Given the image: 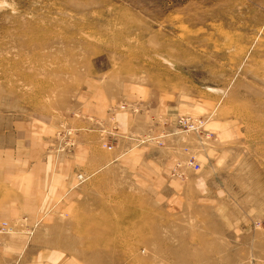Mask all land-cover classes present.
<instances>
[{
	"label": "rangeland",
	"instance_id": "obj_1",
	"mask_svg": "<svg viewBox=\"0 0 264 264\" xmlns=\"http://www.w3.org/2000/svg\"><path fill=\"white\" fill-rule=\"evenodd\" d=\"M0 264H264V0H0Z\"/></svg>",
	"mask_w": 264,
	"mask_h": 264
},
{
	"label": "crops",
	"instance_id": "obj_2",
	"mask_svg": "<svg viewBox=\"0 0 264 264\" xmlns=\"http://www.w3.org/2000/svg\"><path fill=\"white\" fill-rule=\"evenodd\" d=\"M121 117V120L123 121H120L118 118L115 120L114 117L113 120H115V123L117 124H110L109 116H107V114H105L103 118L99 116H94L95 121L92 119H90L89 121L83 120L82 122H79L77 126H123L125 129L124 131H127L128 133L142 132V134H153L158 129V126H163L159 122L160 116L157 114L156 110H149L135 117H128L127 115ZM100 119H102L104 122ZM100 121H102V123L99 124ZM163 127L168 129L173 128V126ZM185 146H187V151L185 153H190L191 147L186 143Z\"/></svg>",
	"mask_w": 264,
	"mask_h": 264
},
{
	"label": "built area",
	"instance_id": "obj_3",
	"mask_svg": "<svg viewBox=\"0 0 264 264\" xmlns=\"http://www.w3.org/2000/svg\"><path fill=\"white\" fill-rule=\"evenodd\" d=\"M125 105H123V107ZM176 123L179 127L184 128V130L196 129L198 126H201V124H202V122L198 121L197 118H194L190 115L179 116L176 120ZM109 148H111V146H109ZM189 164L192 166H197V163H195L193 160H190Z\"/></svg>",
	"mask_w": 264,
	"mask_h": 264
}]
</instances>
